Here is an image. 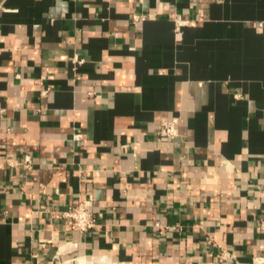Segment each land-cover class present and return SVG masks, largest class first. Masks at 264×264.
I'll return each instance as SVG.
<instances>
[{
  "label": "crops",
  "instance_id": "obj_1",
  "mask_svg": "<svg viewBox=\"0 0 264 264\" xmlns=\"http://www.w3.org/2000/svg\"><path fill=\"white\" fill-rule=\"evenodd\" d=\"M0 2V264H264V0Z\"/></svg>",
  "mask_w": 264,
  "mask_h": 264
},
{
  "label": "built area",
  "instance_id": "obj_2",
  "mask_svg": "<svg viewBox=\"0 0 264 264\" xmlns=\"http://www.w3.org/2000/svg\"><path fill=\"white\" fill-rule=\"evenodd\" d=\"M137 2H142L143 0H135ZM3 8L0 2V9ZM134 19L136 16L133 17ZM183 21L177 20L176 27L181 25ZM73 63H80V61L76 58L73 59ZM47 92L46 89L42 91L43 94ZM176 119L171 120H161L159 122L158 134L164 137H173L178 134V128L176 125ZM81 134H74L73 139H80ZM24 166L29 167L30 158L29 156H24L22 160ZM92 205V198L87 197L85 199H81L74 204L68 205L67 209L61 211L57 215L61 218L65 219L67 225L72 230L77 231H88L90 229L95 228L98 225V215L90 210ZM227 256H229L228 252L224 249H220L218 252V258L222 262L225 263ZM258 261L256 264H260Z\"/></svg>",
  "mask_w": 264,
  "mask_h": 264
}]
</instances>
